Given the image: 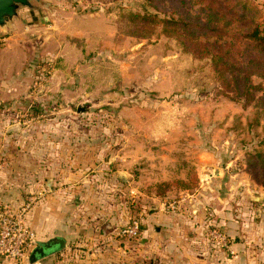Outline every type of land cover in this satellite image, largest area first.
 Instances as JSON below:
<instances>
[{
	"label": "rangeland",
	"instance_id": "1",
	"mask_svg": "<svg viewBox=\"0 0 264 264\" xmlns=\"http://www.w3.org/2000/svg\"><path fill=\"white\" fill-rule=\"evenodd\" d=\"M251 1L264 25V0ZM31 4L0 29V80L13 86L0 97V162L48 161L46 188L60 196L63 169L90 231L38 264H80L77 245L85 264L172 262L180 255L168 246H185L182 260L195 264H264V79L239 94L171 39L126 35L121 12L144 0ZM82 189L94 201H74ZM134 223L139 235L122 234ZM36 242L22 262L0 264H29Z\"/></svg>",
	"mask_w": 264,
	"mask_h": 264
},
{
	"label": "trees",
	"instance_id": "2",
	"mask_svg": "<svg viewBox=\"0 0 264 264\" xmlns=\"http://www.w3.org/2000/svg\"><path fill=\"white\" fill-rule=\"evenodd\" d=\"M157 1L167 3L165 11L156 10ZM260 17L251 0H144L140 12L125 10L119 19L126 35L171 39L181 54L207 65L224 89L246 94L252 77L264 79Z\"/></svg>",
	"mask_w": 264,
	"mask_h": 264
},
{
	"label": "crops",
	"instance_id": "3",
	"mask_svg": "<svg viewBox=\"0 0 264 264\" xmlns=\"http://www.w3.org/2000/svg\"><path fill=\"white\" fill-rule=\"evenodd\" d=\"M14 20V19H13ZM13 22V21H12ZM11 22V23H12ZM9 23L7 26H10ZM6 26V27H7ZM4 27L3 29H5ZM15 29H19L18 25H14ZM1 29V28H0ZM1 29V30H3ZM12 31V30H11ZM13 33V31H12ZM14 37V33L8 36L6 39L7 41H11ZM6 49L0 50V60L4 55V51ZM11 73V70L8 72ZM0 74V79H1ZM13 90V86H4L2 81L0 80V97L3 96L5 93H9ZM4 156L3 153L0 152V159ZM30 158L37 159L39 158L40 154L38 151H31ZM12 157V156H11ZM34 163V162H31ZM12 164V163H11ZM50 164L48 161L43 163V165L34 166L31 165L29 167H16L13 165H5V163L0 162V210L8 209V210H17L21 208L27 201L33 199L34 202L31 205L30 209L26 213L25 216V224L35 233L36 235V244L38 243H46L49 240L60 238L65 242V249L62 250L64 253L69 254L68 250V239H74L75 241L82 242L83 239L88 236L89 230L86 229L84 224H86L85 219L87 217L76 216V211H72L74 205L72 204V192H70V185L67 183V175L66 172L62 169V196L57 194V192H53L46 188V181L51 180L52 178L47 177L50 174ZM19 175L22 178H19ZM23 177L27 178L28 180V190L27 194H30L26 199V201H22L19 196V184L20 180L23 181ZM80 186H84L83 179L80 180ZM43 185V186H42ZM54 185V184H53ZM84 189L81 190L79 196L75 197L74 201H94L89 197H86L83 194ZM34 192L33 196L31 193ZM60 193V192H59ZM84 205V204H83ZM89 206L90 204L87 203ZM82 215V214H81ZM82 227L81 233L79 231V237H77L78 228ZM158 232V230H156ZM158 234H165L163 232H158ZM163 249L164 251L168 252V254H179L180 257L177 255L175 256L172 262H165L161 264H195L194 262L182 260V257H187V248L184 246L180 247H172L168 246ZM67 249V250H66ZM74 249L80 250L81 255H79L80 264H85L83 262V251L88 249L83 245H77ZM178 250V251H177ZM32 251V250H31ZM30 251V253H31ZM178 252V253H177ZM29 253V254H30ZM76 253V252H75ZM44 258V257H43ZM43 258L38 259L36 262L32 264H38L39 261H42ZM223 261V260H222ZM31 264L30 262H28ZM91 264H107L102 261H98ZM218 264H241L240 262L234 261H223L219 262Z\"/></svg>",
	"mask_w": 264,
	"mask_h": 264
},
{
	"label": "built area",
	"instance_id": "4",
	"mask_svg": "<svg viewBox=\"0 0 264 264\" xmlns=\"http://www.w3.org/2000/svg\"><path fill=\"white\" fill-rule=\"evenodd\" d=\"M34 200L30 199L17 210H0V258L22 262L35 243L34 232L25 224V216ZM139 227L133 226L122 234L136 236Z\"/></svg>",
	"mask_w": 264,
	"mask_h": 264
},
{
	"label": "water",
	"instance_id": "5",
	"mask_svg": "<svg viewBox=\"0 0 264 264\" xmlns=\"http://www.w3.org/2000/svg\"><path fill=\"white\" fill-rule=\"evenodd\" d=\"M32 1L37 0H0V28L3 29L18 17L19 8H31ZM50 183V180L46 181L47 188H50ZM65 247L64 240L60 238L49 240L46 243H37L29 255V262L32 264L45 257L48 252L55 249L63 250Z\"/></svg>",
	"mask_w": 264,
	"mask_h": 264
}]
</instances>
